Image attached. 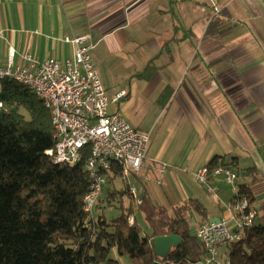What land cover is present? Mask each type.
<instances>
[{
    "label": "crops",
    "instance_id": "crops-1",
    "mask_svg": "<svg viewBox=\"0 0 264 264\" xmlns=\"http://www.w3.org/2000/svg\"><path fill=\"white\" fill-rule=\"evenodd\" d=\"M83 35L108 112L149 135L132 182L140 198L167 208L145 187L167 178L181 184V204L196 199L205 220L225 218L231 186L214 180L215 200L183 179L215 160L241 172L264 226V0H0L1 66L25 54L62 63L73 52L63 38Z\"/></svg>",
    "mask_w": 264,
    "mask_h": 264
},
{
    "label": "trees",
    "instance_id": "trees-1",
    "mask_svg": "<svg viewBox=\"0 0 264 264\" xmlns=\"http://www.w3.org/2000/svg\"><path fill=\"white\" fill-rule=\"evenodd\" d=\"M0 103V264H198L206 255L190 232L189 213L199 222L206 219L198 200L164 208L143 194L138 206H121V213L107 220L98 212L99 199L87 214L89 181L81 166L54 165L45 154L55 144L50 112L12 79L0 81ZM209 165L225 164L213 160ZM243 193L250 206V193ZM114 194L130 196L127 185ZM135 211L143 214L148 235H142ZM171 235L181 244L166 259L158 258L151 240ZM225 248L230 264H264V226L244 229L241 240Z\"/></svg>",
    "mask_w": 264,
    "mask_h": 264
},
{
    "label": "built area",
    "instance_id": "built-area-1",
    "mask_svg": "<svg viewBox=\"0 0 264 264\" xmlns=\"http://www.w3.org/2000/svg\"><path fill=\"white\" fill-rule=\"evenodd\" d=\"M63 42L73 47L71 59L62 63L54 58L37 61L25 54L21 57L23 65L14 66L11 60L0 65V81L12 79L24 85L50 112L55 144L45 154L54 165L81 166L89 181L85 213H93L114 172L126 181L136 207L141 198L132 182L146 158L149 135L108 112L110 100L94 69L91 57L94 46L88 36H66ZM124 96L120 92L113 101ZM192 178L215 200L216 187L212 182L216 179L232 186L234 193H240L225 206L228 216L218 221H203L196 227L195 237L206 249L199 263L216 264L218 248L241 240V232L253 226L255 214L250 210L248 197L238 191V175L230 167L207 164L198 168ZM223 264H230L228 255Z\"/></svg>",
    "mask_w": 264,
    "mask_h": 264
},
{
    "label": "rangeland",
    "instance_id": "rangeland-1",
    "mask_svg": "<svg viewBox=\"0 0 264 264\" xmlns=\"http://www.w3.org/2000/svg\"><path fill=\"white\" fill-rule=\"evenodd\" d=\"M25 118L28 119V116L26 115ZM232 170L239 176V174L234 169H232ZM157 179H160L158 175H157ZM183 179H184V183L190 189L198 188V185H196V183L191 179V177L186 176ZM160 180H161V182L159 180L157 182L154 180H151L150 182L145 183V187H146L148 193H150V195L153 197V199H155L157 201V203L164 205L167 208H171V205H175L178 203L181 204L182 203L181 198L183 195V192L181 190V184L179 182H176V181H170V179H167V178H164L163 180L160 179ZM126 185H127L126 181L121 180L120 178H116L113 182L108 181L106 186L104 187L103 193H102L101 198H100V199H102V201H100L98 204V208H99L98 212L100 214H104V216L106 217L107 220H111L113 218H116L121 213V211H120L121 206L126 208L128 205H131V203H133V206L135 207L133 200L130 199L128 195L121 197L117 194L115 195L114 192L112 193L111 196L108 195L109 191L112 192L114 190H120V189L122 190L126 187ZM135 187L137 188V196H138V198H140L141 197L140 196L141 188L137 187V186H135ZM237 189L240 192L245 191L244 186L237 188ZM236 194H240V193L239 192L238 193L233 192V200H235ZM216 195H217V192H216ZM105 198H108L107 202H106V200H104ZM233 200H232V202H233ZM100 203H102V204H100ZM94 213H95V211H94ZM134 217L136 219V223L138 224L139 228L141 229L142 235L143 236L148 235L149 234V228H148L146 221L144 220L143 214L140 211H137V212L135 211ZM188 218H189V223H190V232H191V234L194 235L196 227L201 222L197 223L198 217L194 212L189 213ZM204 221H206V220H204ZM218 253H219V255L216 258L215 263L216 264H223L224 257L226 255H228V250L225 248V246L219 247ZM224 253H225V255H224ZM198 264H200V263H198Z\"/></svg>",
    "mask_w": 264,
    "mask_h": 264
},
{
    "label": "water",
    "instance_id": "water-1",
    "mask_svg": "<svg viewBox=\"0 0 264 264\" xmlns=\"http://www.w3.org/2000/svg\"><path fill=\"white\" fill-rule=\"evenodd\" d=\"M217 221V220H212ZM181 244L180 237L176 235L155 237L151 240V246L155 256L166 259L169 253Z\"/></svg>",
    "mask_w": 264,
    "mask_h": 264
}]
</instances>
